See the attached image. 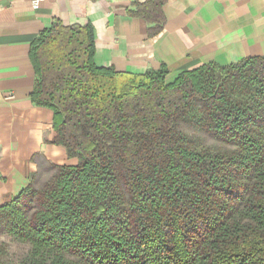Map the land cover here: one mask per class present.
Returning a JSON list of instances; mask_svg holds the SVG:
<instances>
[{"label":"trees","instance_id":"1","mask_svg":"<svg viewBox=\"0 0 264 264\" xmlns=\"http://www.w3.org/2000/svg\"><path fill=\"white\" fill-rule=\"evenodd\" d=\"M162 4L133 0L151 37ZM94 56L89 23L56 21L29 48L31 98L76 162L43 163L0 206V233L23 248L1 242L0 264H264V58L167 81L165 66Z\"/></svg>","mask_w":264,"mask_h":264},{"label":"crops","instance_id":"2","mask_svg":"<svg viewBox=\"0 0 264 264\" xmlns=\"http://www.w3.org/2000/svg\"><path fill=\"white\" fill-rule=\"evenodd\" d=\"M0 0V206L10 203L43 163L73 164L54 144L53 112L33 102L29 48L59 21L89 23L97 66L143 73L167 68V81L215 62L264 58V0H163L162 31L133 14V0Z\"/></svg>","mask_w":264,"mask_h":264},{"label":"rangeland","instance_id":"3","mask_svg":"<svg viewBox=\"0 0 264 264\" xmlns=\"http://www.w3.org/2000/svg\"><path fill=\"white\" fill-rule=\"evenodd\" d=\"M204 138L206 140V143L211 144V145H215V142L211 138H208L205 136H204ZM3 241L7 244V246H8L7 249L9 250V253L12 255V257H14V256H16L22 252V250H23L22 247H19L17 244H15L11 240H9V237H7L5 234L0 233V243Z\"/></svg>","mask_w":264,"mask_h":264},{"label":"built area","instance_id":"4","mask_svg":"<svg viewBox=\"0 0 264 264\" xmlns=\"http://www.w3.org/2000/svg\"><path fill=\"white\" fill-rule=\"evenodd\" d=\"M38 4H39V0H33L32 1V7L33 8H37L38 7Z\"/></svg>","mask_w":264,"mask_h":264}]
</instances>
